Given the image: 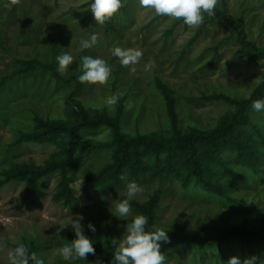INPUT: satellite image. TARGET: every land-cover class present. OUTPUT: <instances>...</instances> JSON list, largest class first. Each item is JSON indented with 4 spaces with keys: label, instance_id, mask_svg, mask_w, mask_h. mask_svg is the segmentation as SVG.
<instances>
[{
    "label": "rangeland",
    "instance_id": "374dc122",
    "mask_svg": "<svg viewBox=\"0 0 264 264\" xmlns=\"http://www.w3.org/2000/svg\"><path fill=\"white\" fill-rule=\"evenodd\" d=\"M93 0H22L9 8V0H0V78L9 75L15 61L37 60L58 68L56 57L68 53L74 62L62 77L82 75V57L91 56L108 62L112 74L105 85L82 84L72 96L74 85H64L49 73L36 70L0 88V180L14 168L42 165L51 157L62 154V137L47 144L21 143L19 133L33 131V118L47 122L72 124L78 107L88 117L96 113L113 116L105 101L118 95L124 101L122 130L128 135L167 134L168 119L164 102L155 87L159 80L167 85L176 99V111L183 130L196 127L212 128L217 120L233 111L223 101H205L212 94L230 99L247 98L264 77V61L252 57L216 20L204 15L198 28H190L183 20L157 16L144 9L138 0H122L120 11L106 24H96L90 12ZM216 8L224 9L227 17L238 22L250 41L264 51V0H219ZM98 36L97 44L80 51V41ZM133 48L143 53L135 71L122 67L113 49ZM149 61L155 67L145 70ZM131 107H128V104ZM251 122L264 135V111L250 110ZM111 140L106 127L84 131L74 156L70 175L75 200L67 205L55 204L51 195L58 177L52 174L39 182L46 198L33 205L25 199V182L0 185V264H9L8 251L18 244L35 243L34 252L44 264H95L94 256L85 260H64L57 249L68 244L67 236L75 237L70 219L82 216L83 234L101 240L123 238L126 225L136 215L131 207L128 217H117L113 194L92 188L82 189L84 173L97 172L111 163L109 149L98 150L97 144ZM264 153V140H255ZM245 177L227 192L225 198L200 190L197 186L181 187L179 181L138 184L142 188L131 201L143 204L160 189L162 196L156 210V228L165 229L177 221L181 234L202 231L217 234L225 229L244 228L264 236V166L257 173L238 168ZM123 195L127 198L126 189ZM91 223L95 233L87 225ZM224 259L214 250H199L192 245L171 244L163 247L165 264H227L229 258L256 256V264H264V242L255 241L251 252L237 240L223 244Z\"/></svg>",
    "mask_w": 264,
    "mask_h": 264
},
{
    "label": "trees",
    "instance_id": "16d2710c",
    "mask_svg": "<svg viewBox=\"0 0 264 264\" xmlns=\"http://www.w3.org/2000/svg\"><path fill=\"white\" fill-rule=\"evenodd\" d=\"M211 18L216 19L230 35L234 36L243 50L255 59L264 61V51L248 39L242 20L238 22L230 20L225 10L219 8L215 9V15ZM36 70L49 73L52 79L64 85L73 84L72 96L82 88L77 75L62 77L53 64L46 65L37 60L20 59L15 61L9 75L0 78V88L6 81H12ZM155 87L164 102L169 125L167 134L153 132L128 135L123 132L122 99H119L115 106L113 116L96 113L88 117L81 107H78V111L73 115L76 121L72 124L47 122L34 117L33 131L19 133L15 140L16 144H47L62 137L65 142L62 154L49 158L42 165L31 163L9 170L4 173L0 185L16 181L25 182V199L33 205L37 200L46 198V193L40 189L39 182L52 174H57L58 182L51 195V201L55 204H70L75 200L70 175L73 156L82 141L84 131H95L101 127L110 130L111 140L97 144L96 148L109 149L111 163L97 172L86 171L82 189L88 193L92 188H98L104 193L113 194L118 201L126 199L123 192L129 182L160 183L170 179L179 181L183 188L194 185L204 192L225 198L229 190L245 182V177L236 169L244 168L255 174L264 166V153L255 144V140L263 142L264 135L259 127L251 122L249 114L254 100H264V77L244 99H230L218 94L204 96L202 99L205 101H223L233 106L232 112L220 117L216 124L207 130L196 127L183 130L179 124L174 93L159 80L155 81ZM161 196L162 191L157 189L143 204L130 201L131 207L137 213L148 218L146 231L156 228V210ZM163 230L168 232L170 243L160 242L162 253L165 245H192L199 250L216 249L220 260L224 259L222 247L228 240H237L248 252H251L253 242H264L263 235L242 227L225 229L217 234H205L200 230L185 235L179 232L177 221H174ZM73 239L75 237L67 236L65 240L70 243ZM89 239L95 248L92 262L117 264L114 260L116 246L112 244V240L108 238L101 240L93 235H90ZM26 246L29 248V254L34 252L33 241Z\"/></svg>",
    "mask_w": 264,
    "mask_h": 264
},
{
    "label": "clouds",
    "instance_id": "9594fccd",
    "mask_svg": "<svg viewBox=\"0 0 264 264\" xmlns=\"http://www.w3.org/2000/svg\"><path fill=\"white\" fill-rule=\"evenodd\" d=\"M139 5L144 9L154 10L157 16H164L170 19L183 20L190 28H198L204 22V14L208 17L215 15V9L219 0H138ZM22 0H9L7 6H19ZM122 0H93L90 5V12L96 24L104 25L111 20L123 7ZM98 42V36L92 34L90 39L80 41V51L94 47ZM112 55L119 59L122 67L135 71V65L143 58V53L139 49L120 48L113 49ZM58 62L57 71L65 75L69 66L73 64L74 57L68 53H62L56 57ZM155 67L154 61H149L145 65V70ZM82 75L79 76L80 83L90 85H105L111 74L112 68L108 62L101 58L91 56L82 57ZM119 102L118 95L109 96L105 103L111 111H115V106ZM131 107V104H128ZM256 112L264 111V100H254L251 105ZM123 179V177H121ZM142 192V188L135 182H129L126 189L127 198L115 202V214L117 217H128L131 214L130 201ZM82 216H76L69 220V224L74 230L75 239L70 243L57 249V252L64 260H85L88 255H95V248L92 240L83 234ZM148 218L144 215H136L131 223L126 225L123 238L119 241L112 239L115 247L114 260L117 264H165L166 257L161 252V243H170L168 232L160 228L146 231ZM87 228L95 233L96 228L89 223ZM256 256L246 258L241 262L238 257L229 258L227 264H256ZM9 264H44V260L37 256V253L29 254V248L23 244H18L8 251Z\"/></svg>",
    "mask_w": 264,
    "mask_h": 264
}]
</instances>
